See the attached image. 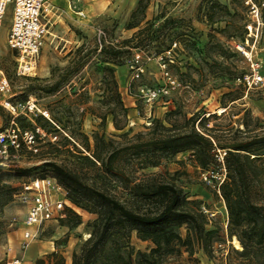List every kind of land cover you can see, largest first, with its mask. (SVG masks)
I'll return each mask as SVG.
<instances>
[{
    "label": "rangeland",
    "instance_id": "rangeland-1",
    "mask_svg": "<svg viewBox=\"0 0 264 264\" xmlns=\"http://www.w3.org/2000/svg\"><path fill=\"white\" fill-rule=\"evenodd\" d=\"M95 2L98 12L89 22L90 31L75 44L46 46L37 60L36 74L16 72L17 52L7 41L12 4L0 25V61L10 84L8 97L20 105V111L28 100L36 104L20 112L16 122L21 129L40 126L45 133L38 138L37 151L24 149L22 156L0 167V264L13 257H20L21 264H39V259L51 264L48 255L53 251L72 264L74 250L91 234L90 223L97 215L71 202L62 219L46 222L29 247L22 249L25 207L20 192L30 178L54 175L49 163L76 174L84 183L127 195L123 184L103 171L101 161L93 157L95 150L99 148L106 160L115 147L152 137L157 119L170 126L192 115L204 117L200 123L197 119L195 128L207 132L221 151L216 149L208 159L210 170L197 166L191 151L178 153L154 168H138L137 157L125 151L113 163L131 178L151 172L175 175L188 199L196 200L224 231L226 243L216 241L211 254L197 250L199 264H229L238 256L226 234L228 211L219 188L226 176L228 150L222 146L255 132L264 133V5L255 1L260 11L257 20L255 6L244 0H143L144 13L133 18L138 0ZM138 19H142L139 25L131 27ZM97 26L105 27L110 41L120 45L119 57L96 53ZM245 50L252 53L251 61ZM132 65L143 67L139 78L134 77ZM164 65L179 85L150 106L141 88L164 86ZM51 86L53 90L48 91ZM222 107L227 109L220 112ZM10 121L9 111L0 107V131ZM67 207L80 214L78 225H73L75 216L67 213ZM181 230L184 234V227ZM131 240L137 250L152 246L139 239L136 231ZM167 264H188L186 254L168 258Z\"/></svg>",
    "mask_w": 264,
    "mask_h": 264
},
{
    "label": "trees",
    "instance_id": "trees-1",
    "mask_svg": "<svg viewBox=\"0 0 264 264\" xmlns=\"http://www.w3.org/2000/svg\"><path fill=\"white\" fill-rule=\"evenodd\" d=\"M142 2L138 0L131 17L144 13ZM141 20L130 26H138ZM95 49L101 55L119 57L122 54L120 45L115 44L105 45L100 52L97 46ZM110 70L113 73V69ZM47 90H53V86ZM120 103L127 112V107L122 101ZM197 119L200 123L204 117L192 115L183 123H171L170 126L157 119L150 132L152 137L115 147L106 160L100 155L99 148L95 150L93 157L101 161L103 171L111 173L123 184L127 195L110 193L97 183H84L76 174L49 163L54 176L67 189L68 200L97 215L90 223L89 238L74 250L72 264H167L168 258L184 254L188 264H199L195 257L198 249L211 254L216 241L226 243L223 228L212 223L196 200L188 199L175 175L151 172L131 178L113 163L126 152L137 157L138 168H154L178 153L191 151L196 165L210 170L208 159L214 157L219 145L207 132L195 128ZM36 127L40 126L33 129ZM122 128L124 126H117V129ZM100 141L97 138V143ZM222 148H228L226 176L219 186L228 211L226 234L231 240L236 237L242 244V249H235L238 257L231 259L229 264H264V133L249 134ZM85 158L91 160L88 156ZM67 213L75 216L73 225L81 222L80 214L72 207H67ZM133 231L139 239L150 241L152 246L148 250H137L132 245ZM48 258L51 264H66L65 256L58 251L51 252ZM38 262L43 264L44 259Z\"/></svg>",
    "mask_w": 264,
    "mask_h": 264
},
{
    "label": "built area",
    "instance_id": "built-area-1",
    "mask_svg": "<svg viewBox=\"0 0 264 264\" xmlns=\"http://www.w3.org/2000/svg\"><path fill=\"white\" fill-rule=\"evenodd\" d=\"M10 4L13 5V16L7 41L9 46L17 52L16 72L23 75L35 74L34 70L40 53L48 37L52 35L50 14L53 7L49 0H0V25ZM252 5L256 8V17L259 20V7L253 2ZM248 28L252 30L250 25ZM95 41L98 52L105 45L114 44L110 41L107 29L102 26L95 28ZM139 57L140 54L137 53L136 62L139 61ZM247 57L250 61L252 60L251 56ZM164 66V76L167 79L164 86L141 88V93L150 106L162 96L169 95L179 85L177 78L170 74L166 65ZM134 67L132 65V68ZM143 71V67H135L134 77L139 78ZM9 90L10 84L0 61V107L11 114L9 126L0 131V167H5L17 157L22 156L24 149L37 151L38 138L45 135L40 127L20 128L16 122L17 116L20 112L26 113L27 107L32 110L35 106L28 100L20 111V105H15L9 99ZM218 151L221 152L220 149ZM20 200L25 207V216L22 220V249L29 247L46 222L63 218L66 215V206L71 203L67 197V189L54 175L30 178L23 185ZM21 263L20 257H13L6 262V264Z\"/></svg>",
    "mask_w": 264,
    "mask_h": 264
},
{
    "label": "crops",
    "instance_id": "crops-1",
    "mask_svg": "<svg viewBox=\"0 0 264 264\" xmlns=\"http://www.w3.org/2000/svg\"><path fill=\"white\" fill-rule=\"evenodd\" d=\"M53 11L51 12V36L48 37L42 51L49 44H62L63 46L77 43L83 33L89 32L92 26V16L98 12L96 0H49ZM247 4L256 0H244ZM264 5V0H257ZM96 5V6H95ZM95 10L93 11V9ZM97 9V10H96ZM96 28V27H95ZM94 28V32H95Z\"/></svg>",
    "mask_w": 264,
    "mask_h": 264
},
{
    "label": "bare ground",
    "instance_id": "bare-ground-1",
    "mask_svg": "<svg viewBox=\"0 0 264 264\" xmlns=\"http://www.w3.org/2000/svg\"><path fill=\"white\" fill-rule=\"evenodd\" d=\"M250 27H251V29L253 28L252 25H250ZM244 53H245L247 56H251V54H252V53H250V51H248V50H245ZM34 73L36 74V72H34ZM34 102H35V101H34ZM34 104H35V103H33L32 105H33V106H36V104H35V105H34ZM226 109H227V107H222L221 110H220V112H224ZM233 239H234V240H233V244H234V246H235L236 248H238V249H242V244L240 243V241H239L236 237H234Z\"/></svg>",
    "mask_w": 264,
    "mask_h": 264
},
{
    "label": "water",
    "instance_id": "water-1",
    "mask_svg": "<svg viewBox=\"0 0 264 264\" xmlns=\"http://www.w3.org/2000/svg\"><path fill=\"white\" fill-rule=\"evenodd\" d=\"M233 240H234V239H232V243H233Z\"/></svg>",
    "mask_w": 264,
    "mask_h": 264
}]
</instances>
